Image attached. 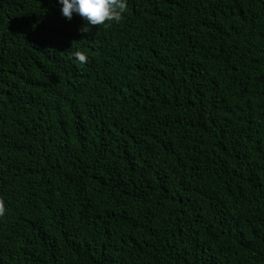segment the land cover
I'll use <instances>...</instances> for the list:
<instances>
[{
    "label": "trees",
    "instance_id": "trees-1",
    "mask_svg": "<svg viewBox=\"0 0 264 264\" xmlns=\"http://www.w3.org/2000/svg\"><path fill=\"white\" fill-rule=\"evenodd\" d=\"M81 26L0 0V264H264V0Z\"/></svg>",
    "mask_w": 264,
    "mask_h": 264
},
{
    "label": "clouds",
    "instance_id": "clouds-1",
    "mask_svg": "<svg viewBox=\"0 0 264 264\" xmlns=\"http://www.w3.org/2000/svg\"><path fill=\"white\" fill-rule=\"evenodd\" d=\"M60 5L61 15L71 20L73 15H78L82 20L79 29L82 33H89L91 26L106 25L107 23H119L123 19V13L127 7V0H56ZM83 62L86 57L79 55ZM4 213L3 202H0V215Z\"/></svg>",
    "mask_w": 264,
    "mask_h": 264
}]
</instances>
